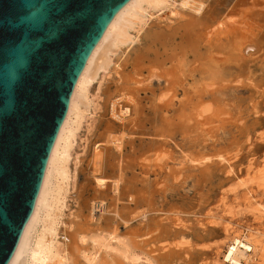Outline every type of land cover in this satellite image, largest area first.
<instances>
[{
    "label": "rangeland",
    "instance_id": "374dc122",
    "mask_svg": "<svg viewBox=\"0 0 264 264\" xmlns=\"http://www.w3.org/2000/svg\"><path fill=\"white\" fill-rule=\"evenodd\" d=\"M253 1L141 3L79 94L32 245L42 232L65 264H234L236 246L239 264H264V0Z\"/></svg>",
    "mask_w": 264,
    "mask_h": 264
},
{
    "label": "water",
    "instance_id": "95a60500",
    "mask_svg": "<svg viewBox=\"0 0 264 264\" xmlns=\"http://www.w3.org/2000/svg\"><path fill=\"white\" fill-rule=\"evenodd\" d=\"M131 0H0V264H17L86 63Z\"/></svg>",
    "mask_w": 264,
    "mask_h": 264
},
{
    "label": "bare ground",
    "instance_id": "6f19581e",
    "mask_svg": "<svg viewBox=\"0 0 264 264\" xmlns=\"http://www.w3.org/2000/svg\"><path fill=\"white\" fill-rule=\"evenodd\" d=\"M237 1H238L237 5L239 4L238 7H240V5L242 7V5H244L245 2H246V0H237ZM143 2H145L147 4H151V5H158L159 4V0H131L116 15V17L113 19V21L110 23V25L106 29L102 39L100 40V42L98 43V45L96 46V48L94 49L92 54L90 55V57H89V59H88V61L86 63V66H85L83 72L81 73L77 83H76V86H75V88L73 90V93H72V96H71V99H70L67 115H66V118H65V120H64V122H63V124L61 126L60 132L58 134V137H57V140H56V144H55V147H54V151H53V154H52V158H51V161H50L47 186H46L44 201H43L41 210L44 207H47L48 203H49V197H50V193H51L50 192V190H51L50 188L52 187V184H53L52 183L53 176H54L53 172H55L57 170V161H58V154H59L60 144H61V142L63 140L62 138H63V135L65 133V130H66L68 124H69V120H70L71 114L73 113V110L75 109V104L78 102L79 94L83 90L84 85L89 83L90 81H92L94 79L98 69L105 65V63L107 62L106 61V54L109 52L111 46L115 45L122 38L126 37V35H127L126 34V28L128 26V23L131 21L133 15L139 10L140 5ZM215 3H217V2L215 1ZM197 4H199V8L197 9V12H196L197 14L200 15V14H202L203 11L206 12V10L204 9L205 5L203 3H199L198 2ZM221 4H222V2H221ZM229 8H230V6H229ZM242 13H243V11H242ZM207 17H209V16H207ZM216 21H217V19H216ZM219 22L220 21H218L216 23V25L218 24L217 28H220L222 26L221 22L220 23ZM185 26H188V25H185ZM196 27H197V24H196ZM186 29H188V28H186ZM216 30H218V29H216ZM156 37H154V39ZM190 39H188V40H190ZM192 39H193V37H192ZM194 40H196V37L194 38ZM165 41H167V40H164V42ZM190 41H192V40H190ZM189 46H191V45H189ZM180 55L179 56L182 57L184 55V53H180ZM179 56H176V57L178 58ZM171 66H172V64H171ZM175 68H176L175 66H172L170 71L174 70ZM161 122H162L163 125L166 124L163 121H161ZM166 129H167L166 127L162 126V127L158 128L157 131L155 130V134L156 135L157 134L161 135V133L166 131ZM96 180H98V179H96ZM98 183L101 184L102 182H97L96 184H98ZM39 215H40V213H39ZM37 221H38V218H37L35 224L37 223ZM33 227H35V226H33ZM31 242H32L31 241V236L29 235L27 240H26V242H25V244H24V246H23V248H22V250H21V252H20L17 264H22L23 261L25 262V264H65V262L62 259H58L56 256H54L50 252V249L48 247V243H47V241H44L42 232H41V235L37 238V240L35 241V243L33 245H32ZM240 258H245V254H244V251L240 250V247L236 246L232 250L230 259H231V261L234 262V264H239L238 260ZM225 260H226V258H225Z\"/></svg>",
    "mask_w": 264,
    "mask_h": 264
}]
</instances>
